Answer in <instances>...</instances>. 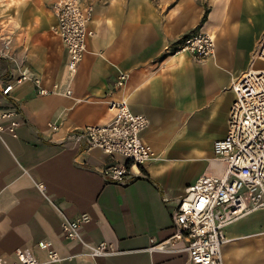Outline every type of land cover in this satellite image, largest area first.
Instances as JSON below:
<instances>
[{"label":"crops","instance_id":"crops-1","mask_svg":"<svg viewBox=\"0 0 264 264\" xmlns=\"http://www.w3.org/2000/svg\"><path fill=\"white\" fill-rule=\"evenodd\" d=\"M54 1L0 0V35L8 37L10 55L44 87L63 81L66 64L65 48L50 30ZM80 1L93 6L87 24L93 33L70 96L37 95L29 81L0 95V107L14 104L21 119L16 136L0 135V257L13 261L19 247L44 262L36 244L48 241L65 258L50 264H187L185 240L173 236L174 202L200 175L217 172L209 166L212 145L226 132L230 86L250 68L264 31V0L203 1L208 12L201 31L214 37L215 54L202 65L174 53L202 16L195 0ZM11 67L0 57L1 76ZM119 71L128 79L117 91ZM120 97L146 117L140 139L158 156L137 167L139 174L126 185L105 179L109 158L100 149L68 137L85 125L109 122L113 109L107 104ZM210 133L198 173L180 179L171 150L199 148ZM81 213L89 221L80 240H64L61 220ZM223 233V264H264V209L243 215ZM102 241L114 254L90 258L87 245Z\"/></svg>","mask_w":264,"mask_h":264},{"label":"built area","instance_id":"built-area-1","mask_svg":"<svg viewBox=\"0 0 264 264\" xmlns=\"http://www.w3.org/2000/svg\"><path fill=\"white\" fill-rule=\"evenodd\" d=\"M53 9L56 21L50 30L66 52L63 81L44 87L41 79L32 75L23 62L10 55L8 37L0 35V57L12 65L6 78L0 74L1 96H8L15 86L28 81L37 95L70 96V84L86 52V40L93 33L87 27L93 6L80 0H57ZM258 40L250 68L230 86L234 99L228 112L226 132L213 142V157L209 160L210 168L217 172L200 175L174 202L173 236L185 240L187 264H223L221 247L227 241L224 228L251 211L264 209V66H254L256 62L264 64V33ZM174 53H185L195 64L202 65L214 57V37L206 31L193 32L176 45ZM127 79V73L119 71L114 89L121 90ZM107 105L113 109L109 122L85 125L71 131L68 137L88 148L100 149L109 158L102 170L105 179L126 185L139 174L134 171L137 167L158 156L140 139L148 126L146 117L133 113L126 97L111 100ZM19 115L14 104L0 107V135L16 136V128L21 124ZM49 126L56 129L54 125ZM88 221L86 213L62 219L63 239L80 240L81 226ZM36 245L46 257L44 262L28 249L18 247L13 261L7 262L0 257V264H50L65 260L51 242L39 241ZM112 254V245L105 241L87 245V255L92 259Z\"/></svg>","mask_w":264,"mask_h":264},{"label":"rangeland","instance_id":"rangeland-1","mask_svg":"<svg viewBox=\"0 0 264 264\" xmlns=\"http://www.w3.org/2000/svg\"><path fill=\"white\" fill-rule=\"evenodd\" d=\"M57 1V0H56ZM52 2L51 4V11L52 14L54 12L53 6L54 3L56 2ZM204 0H195V2L197 4H199V6L202 7L203 13H204V9L207 8L206 5L203 3ZM168 8V7H167ZM166 9V6L164 7V10ZM202 13V15H203ZM190 16L192 17L193 14L191 12ZM201 27H193L192 29H190L189 31L191 32H195V31H199L201 30ZM264 31L261 33V35L259 36V38L263 35ZM259 41V40H258ZM255 67H262L264 66L263 63L261 62H256ZM211 133L208 134L205 137L200 138L199 140V144H197V146L199 148H187V147H175L174 149L171 150V153L169 154L170 156H172L173 158L176 159L175 165L180 168V170L182 171L179 175L180 179H187L189 177H191L192 175L198 173V169L201 165V158L202 155H200V152L202 151H206L209 143ZM209 148V147H208Z\"/></svg>","mask_w":264,"mask_h":264},{"label":"trees","instance_id":"trees-1","mask_svg":"<svg viewBox=\"0 0 264 264\" xmlns=\"http://www.w3.org/2000/svg\"><path fill=\"white\" fill-rule=\"evenodd\" d=\"M207 12H208V9L205 8V9H204V13H203V15L201 16V18H200L198 24L196 25L198 28L201 27V25H202V24L204 23V21L206 20Z\"/></svg>","mask_w":264,"mask_h":264}]
</instances>
